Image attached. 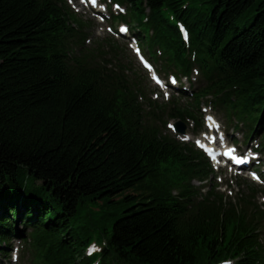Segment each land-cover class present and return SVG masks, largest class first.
I'll return each mask as SVG.
<instances>
[{"label": "trees", "instance_id": "trees-1", "mask_svg": "<svg viewBox=\"0 0 264 264\" xmlns=\"http://www.w3.org/2000/svg\"><path fill=\"white\" fill-rule=\"evenodd\" d=\"M128 1L138 23L149 8L158 41L183 64L161 7L173 10L198 53L228 65L220 83L238 85V106L264 127V0H194L204 6L183 10L180 0ZM72 24L85 26L52 0H0V239L22 219L38 225L45 264H89L93 232L107 241L104 260L118 264H261L258 236L232 211H186L173 197L170 186L192 194L189 179L205 175L204 164L143 125L128 81L95 63L101 45L69 63Z\"/></svg>", "mask_w": 264, "mask_h": 264}, {"label": "snow or ice", "instance_id": "snow-or-ice-1", "mask_svg": "<svg viewBox=\"0 0 264 264\" xmlns=\"http://www.w3.org/2000/svg\"><path fill=\"white\" fill-rule=\"evenodd\" d=\"M92 2L95 3L96 0H92ZM121 31H127V29H126V28H122ZM136 51L139 52V49H137ZM141 60L143 61V57H141ZM143 62L146 64L147 67H151V65L148 64L147 61H143ZM153 79L156 80V82H157L158 84L162 83V81L159 79V77L156 76L155 74H153ZM175 82H176L175 79L172 78V83H175ZM165 95H167V93H165ZM209 119H211V117H210ZM183 139H188V137H187V136H184ZM197 143H199V141H197ZM238 162H239V161H238ZM253 175H255V174H253ZM94 250H95V249H94ZM224 264H230V262H224Z\"/></svg>", "mask_w": 264, "mask_h": 264}, {"label": "rangeland", "instance_id": "rangeland-1", "mask_svg": "<svg viewBox=\"0 0 264 264\" xmlns=\"http://www.w3.org/2000/svg\"><path fill=\"white\" fill-rule=\"evenodd\" d=\"M92 209H93V210H95V211H99V209H98V208H96V207H93Z\"/></svg>", "mask_w": 264, "mask_h": 264}, {"label": "clouds", "instance_id": "clouds-1", "mask_svg": "<svg viewBox=\"0 0 264 264\" xmlns=\"http://www.w3.org/2000/svg\"><path fill=\"white\" fill-rule=\"evenodd\" d=\"M97 248H99V246H97ZM96 264H99V261H97Z\"/></svg>", "mask_w": 264, "mask_h": 264}]
</instances>
